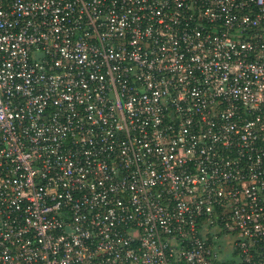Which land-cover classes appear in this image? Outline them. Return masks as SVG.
Masks as SVG:
<instances>
[{
  "label": "built area",
  "instance_id": "obj_1",
  "mask_svg": "<svg viewBox=\"0 0 264 264\" xmlns=\"http://www.w3.org/2000/svg\"><path fill=\"white\" fill-rule=\"evenodd\" d=\"M0 264H264V0H0Z\"/></svg>",
  "mask_w": 264,
  "mask_h": 264
}]
</instances>
